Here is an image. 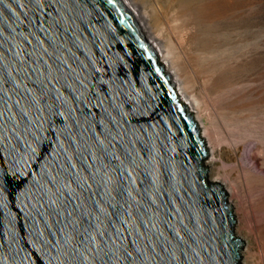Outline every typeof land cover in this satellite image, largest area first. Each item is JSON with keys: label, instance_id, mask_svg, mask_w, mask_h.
<instances>
[{"label": "water", "instance_id": "95a60500", "mask_svg": "<svg viewBox=\"0 0 264 264\" xmlns=\"http://www.w3.org/2000/svg\"><path fill=\"white\" fill-rule=\"evenodd\" d=\"M209 154L125 0H0V264H244Z\"/></svg>", "mask_w": 264, "mask_h": 264}, {"label": "bare ground", "instance_id": "6f19581e", "mask_svg": "<svg viewBox=\"0 0 264 264\" xmlns=\"http://www.w3.org/2000/svg\"><path fill=\"white\" fill-rule=\"evenodd\" d=\"M125 1L196 120L209 124L199 123L210 149L209 179L227 189L236 232L247 236L250 223V231L264 234V107L248 96L251 69L237 54L242 39L233 36V25L240 24L233 15L245 0ZM239 15L238 27H245ZM253 138L256 143L247 142Z\"/></svg>", "mask_w": 264, "mask_h": 264}, {"label": "rangeland", "instance_id": "374dc122", "mask_svg": "<svg viewBox=\"0 0 264 264\" xmlns=\"http://www.w3.org/2000/svg\"><path fill=\"white\" fill-rule=\"evenodd\" d=\"M141 8L143 10L142 6ZM241 13L244 14L247 22L245 27H238L243 23L239 18ZM150 14L157 16L154 10L150 11ZM233 16L234 23L240 22L239 25H233V36L242 39L241 50L237 54H241L240 61H245L247 68L251 69L248 73V78L251 80V82L248 81V96L254 101L261 99L262 107H264V0H245L244 6L236 9ZM198 122L200 125H203L202 122L209 125L205 118L202 122L201 120ZM247 142L254 144L256 139L253 138ZM221 162L223 165L226 163L225 160ZM247 225L250 227V223ZM248 227L247 236L236 232L245 240L242 262L244 264H264V234L255 233L257 232L255 229L252 232Z\"/></svg>", "mask_w": 264, "mask_h": 264}]
</instances>
